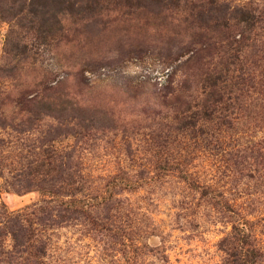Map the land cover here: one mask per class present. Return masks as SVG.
<instances>
[{"label":"rangeland","instance_id":"obj_1","mask_svg":"<svg viewBox=\"0 0 264 264\" xmlns=\"http://www.w3.org/2000/svg\"><path fill=\"white\" fill-rule=\"evenodd\" d=\"M228 3L252 23L228 20ZM0 7L13 10L0 18V203L42 207L30 217L43 260L229 264L235 225L264 264V0H48L44 17L64 27L49 44L41 14ZM206 98L218 101L203 111ZM22 107L42 115L20 120ZM48 139L65 180L55 196L24 189L22 173ZM73 199L93 220L59 221Z\"/></svg>","mask_w":264,"mask_h":264},{"label":"trees","instance_id":"obj_2","mask_svg":"<svg viewBox=\"0 0 264 264\" xmlns=\"http://www.w3.org/2000/svg\"><path fill=\"white\" fill-rule=\"evenodd\" d=\"M10 1V3H14L15 0H4ZM25 1H28V5L25 6ZM48 0H21L22 7L19 8V11L23 9H27V12H30L33 16L37 17V14H41V18H39V24L37 25L36 32L39 35V39L42 43L49 44V41L52 39V35L54 32H59L64 29L60 20L53 19L52 23L48 22L47 18L44 17L47 9L46 2ZM162 1V0H161ZM59 3H63L60 1ZM7 5V4H6ZM11 6V5H10ZM35 6V7H34ZM224 8L227 9L228 20L233 19L236 20L235 25H250L252 23V17L248 14L247 11H244L241 7L235 6L231 7V5H224ZM61 6L56 9L53 16L59 15L63 12ZM210 9V8H208ZM211 9H214L212 7ZM17 10V9H16ZM2 13H9V15L13 14V10H8L0 7V18H4ZM75 15H80L78 11L75 12ZM204 11H200L197 15L196 26L206 27L204 26ZM227 19V16H225ZM224 18V17H223ZM225 19V18H224ZM226 23V22H224ZM239 27V26H238ZM243 28V27H242ZM173 29V28H172ZM171 29V30H172ZM211 30V28H210ZM231 41L228 44H225L226 51L225 54L232 51L234 49L233 43L237 40L235 39V35H230ZM21 53L22 50H19ZM21 58L17 62V75L19 77V72L23 66V62H26V57L24 54H21ZM16 73V72H15ZM11 75V74H10ZM18 91V87L16 88ZM212 95L210 92L208 96ZM208 98L204 101L202 105H200L199 109L206 111L210 108V104L217 102L218 99L214 98L210 103L207 102ZM194 105H192L193 107ZM5 106L0 103V127L8 125L6 116L4 114ZM191 106H189L190 108ZM18 115H21V119L28 117L30 120H37L40 115V112L33 108H25L22 107ZM45 114V113H44ZM48 115V114H46ZM55 140L48 139V142H45V148L40 147L39 151L35 152L33 155L35 159L32 161L33 166L29 167L26 171H23V176L26 179V184L24 185V189H29L32 185H36L37 189H39L43 194H50L51 196L58 195V190H54V185L59 183H65L64 178L62 177L61 169L58 168L57 161L59 160V149L58 146L54 145ZM50 153V154H49ZM58 153V154H57ZM72 187L71 183H66L65 188ZM80 192L81 189L74 187L73 191L70 193L74 195L76 192ZM68 192V191H67ZM45 202H51L50 199L44 200ZM89 207V208H88ZM33 210L29 213L23 210H17L15 212H9L5 209V206L0 203V264H48L45 260H43L46 254V243L41 238H37L35 229L33 228L34 221L30 217V214L34 215L36 211L42 210L41 206L33 205ZM90 205L84 204L80 199H73L69 204H60L56 209L58 212L59 221H65L67 219H77L78 217H85V219H92ZM26 210V209H25ZM65 213V214H63ZM56 217V215H55ZM58 220V219H57ZM58 221V222H59ZM42 223V222H40ZM57 223V222H56ZM251 234L246 230L240 228V226L234 225L233 235L231 239H229V243L226 245V253L228 255L227 263L229 264H256L257 260L260 256L259 250H257L251 243L250 239ZM228 240V239H227ZM232 240V241H231ZM223 239L221 243L225 242ZM220 243V245H221Z\"/></svg>","mask_w":264,"mask_h":264}]
</instances>
